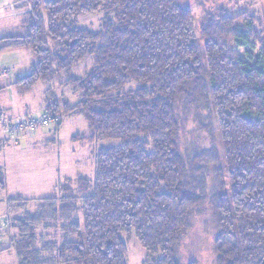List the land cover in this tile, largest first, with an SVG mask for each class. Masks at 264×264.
Wrapping results in <instances>:
<instances>
[{"label":"trees","instance_id":"16d2710c","mask_svg":"<svg viewBox=\"0 0 264 264\" xmlns=\"http://www.w3.org/2000/svg\"><path fill=\"white\" fill-rule=\"evenodd\" d=\"M27 2L22 32L0 37V52L24 49L36 60L12 86L26 95L44 84V113L60 117L57 129L65 117H83L89 135L73 141L120 145L95 151L93 180L61 182L36 201V214L14 219L9 250L18 264H128L133 238L147 264H182L177 248L212 170L215 264H264V47L257 52L254 25L209 18L197 37L179 0ZM99 13L100 30L76 27ZM87 60L92 68L73 76ZM191 108L217 125L228 188L210 151H181ZM34 202L12 199L7 209Z\"/></svg>","mask_w":264,"mask_h":264},{"label":"rangeland","instance_id":"374dc122","mask_svg":"<svg viewBox=\"0 0 264 264\" xmlns=\"http://www.w3.org/2000/svg\"><path fill=\"white\" fill-rule=\"evenodd\" d=\"M180 6L191 12L196 36L200 37V27L208 19L212 22L221 23L226 21L234 22V26H244L243 22L252 23L258 32L262 43L259 44L257 52L264 47V0H179ZM104 18L103 13L91 14L79 17L75 25L79 29L98 31ZM221 21V22H220ZM15 23V22H14ZM14 26H17L15 24ZM12 32V31H11ZM7 34V33H6ZM1 36V35H0ZM233 54L238 56L243 52L235 49L234 45H229ZM34 55L28 50H13L0 52V69L9 71V82L16 78L28 74L35 64ZM92 68V61L87 60L73 71V76L81 77ZM136 88L135 84H131ZM6 88L1 94L0 103L19 106V110L29 112L30 110H42L45 101V86L39 83L33 91L26 95L18 94L15 88ZM68 96V95H67ZM71 102L75 99L68 96ZM9 104V105H8ZM12 108V107H11ZM26 108V109H25ZM24 109V110H23ZM191 108L186 110L187 122L184 131L180 134V148L183 154L191 155L199 153L201 150H208L209 158L215 160V168L222 170V176L226 185L229 181L224 172V157L221 138L214 120L208 118V111H198ZM7 119L16 118L6 110L1 109ZM200 112V113H199ZM35 114V113H33ZM36 113L35 115H38ZM25 115V114H24ZM34 115V116H35ZM21 116V115H18ZM211 125V131H204L200 125ZM49 131L44 136H38L33 140H25L22 137L15 143L4 133L0 132V141H7L0 146V175L5 177L4 187H0V219L4 226L0 235V244L4 241V252L0 253V264H18L17 256L13 250H9L11 237L15 236V231L8 232L10 225L15 218H21L28 214H36L41 203L37 200L53 195V184L66 180H75L78 177H85L93 180L95 176V151L97 149H108L120 145L118 141H103L96 145L82 144L73 141L75 136L89 135V128L85 119L81 116L65 117L61 132L56 131V126L50 125L45 128ZM27 138V137H26ZM210 163H214L210 161ZM208 163V164H210ZM209 170H212L209 167ZM214 170L208 172L205 188V200L196 207L190 215V226L183 234L181 242L177 248V257L182 264L192 261L198 264H215L216 250L215 241L217 237V222L215 212L210 203V195L213 187ZM213 172V173H212ZM68 178V179H67ZM212 178V179H211ZM21 199L35 201L19 207V204H11L10 212L7 209L9 200ZM52 239L54 232H49ZM59 240V236L56 238ZM3 246H0V251ZM146 253L141 248L135 238L128 243L127 263L147 264Z\"/></svg>","mask_w":264,"mask_h":264},{"label":"crops","instance_id":"0c3cea01","mask_svg":"<svg viewBox=\"0 0 264 264\" xmlns=\"http://www.w3.org/2000/svg\"><path fill=\"white\" fill-rule=\"evenodd\" d=\"M29 10L30 9H29L27 0H0V35H1L0 37L6 36L8 34L22 32L23 24L27 18ZM15 24H17V26H14ZM20 50H24V49H20ZM5 70H7V69H0V72L5 71ZM8 76L5 79L1 80V82H0V97L1 98H4L3 95H1V94L4 92V90L6 88H10L9 91L12 88H14L12 86V84L16 80L9 82L10 80L7 79ZM15 90H17V89H15ZM18 94H20V93L18 92ZM6 105L7 104L2 105V103H0V108L6 110L9 114H11L12 116H16V117L18 115H24V114L25 115H35L36 113L44 114V105L42 106V108H40L42 110H33V111L30 110L29 112H24L22 110H19L18 104L14 105L12 103V105H10L9 107H6ZM33 113H35V114H33ZM62 125H63V121H62ZM62 125L60 126L59 129H55V130L61 132ZM45 130H46L45 128H42V129L38 130L36 133H34L33 135H31L30 137H27V138L25 137V140L31 141V140H33V138H37L38 136H44L49 132V131H45ZM58 183H59V180H58L57 184ZM57 184H53L52 193L54 192L55 188L57 187ZM51 195H49V196H51ZM49 196H47V197H49ZM0 246L1 247L3 246V248H2V250H3L4 247L6 246V244L4 245V241L0 244Z\"/></svg>","mask_w":264,"mask_h":264},{"label":"built area","instance_id":"2783aa9c","mask_svg":"<svg viewBox=\"0 0 264 264\" xmlns=\"http://www.w3.org/2000/svg\"><path fill=\"white\" fill-rule=\"evenodd\" d=\"M7 70L0 72V82L8 76ZM60 122V117L49 114L38 115H21L13 119H7L5 114L0 111V132L6 137L19 141L22 137H30L38 130L50 125H56ZM2 220L0 219V232L3 229Z\"/></svg>","mask_w":264,"mask_h":264}]
</instances>
